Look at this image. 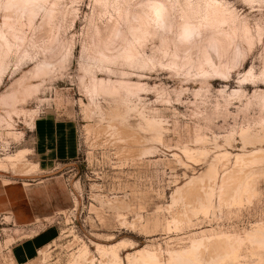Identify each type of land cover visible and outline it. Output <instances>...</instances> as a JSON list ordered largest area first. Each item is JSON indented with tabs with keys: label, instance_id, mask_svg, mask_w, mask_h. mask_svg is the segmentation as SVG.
Wrapping results in <instances>:
<instances>
[{
	"label": "rangeland",
	"instance_id": "rangeland-1",
	"mask_svg": "<svg viewBox=\"0 0 264 264\" xmlns=\"http://www.w3.org/2000/svg\"><path fill=\"white\" fill-rule=\"evenodd\" d=\"M224 1L253 38L232 36L223 74L158 64L96 73L145 84L133 99L90 96L84 67L113 22L94 0H59L51 28L42 9L32 26L24 20L23 44L0 51V188L18 211L27 191L31 217L0 213V264H147L151 254L189 264L178 252L195 244L203 264L233 246L241 263L264 264V0ZM44 62L52 65L35 73ZM46 109L75 119L79 152L43 172L28 131Z\"/></svg>",
	"mask_w": 264,
	"mask_h": 264
},
{
	"label": "bare ground",
	"instance_id": "bare-ground-1",
	"mask_svg": "<svg viewBox=\"0 0 264 264\" xmlns=\"http://www.w3.org/2000/svg\"><path fill=\"white\" fill-rule=\"evenodd\" d=\"M58 1L53 0L50 7L45 8L47 0H0L3 7L0 51H2L3 57L12 52L13 46L19 47L23 44V42L19 43L22 27L32 24V21L36 20L34 19L35 15L41 9L45 12L46 20H44L47 21L45 23L47 28L49 26L51 28L57 15L56 10L58 9L54 7L57 6ZM227 3L224 0H94L98 12L103 15L108 14L109 18H113V22L108 30V35L106 34L107 37L104 35L106 37L104 40L102 37L104 33H101L103 43L101 41L97 51L95 50L96 52L84 67L85 73H88L91 79L90 96L122 94L125 98L131 96L139 98L138 92L144 91L145 84L126 78L113 81V79L99 78L96 75L97 72H108V74L115 72L112 69V66L115 67V65L125 66L126 70L128 67L136 70H151L158 64L173 70L176 74L183 73L187 77L192 72L193 76L200 77H209L212 73L222 75L220 60L225 56L228 45H231L232 36L240 31L244 40L250 42L253 38L248 25L243 21H238L235 11L230 9L229 3L228 5ZM24 20H26V24L23 23ZM40 20L42 22V19ZM8 33L15 38L14 42L8 39ZM96 35H98L97 32ZM92 44L94 43L92 42ZM147 49H149V53ZM66 55H63L62 58ZM2 61L0 59V64ZM50 62H47L49 67L52 65ZM47 63L35 66V73L36 71L45 72ZM133 74L132 76H135ZM261 105L264 106V97H262ZM148 123L152 129L159 130L161 128L160 122L155 120H150ZM244 134L246 135V133ZM244 134L243 137H246ZM16 156L19 157V155ZM10 159L12 158L10 157ZM258 160L259 158L252 157L248 164ZM260 235L264 239V230ZM197 245L199 244L192 245V248L186 252H178L180 253L179 257L184 255L189 264H203L193 252ZM257 245H263V243ZM146 263L162 264L153 254L146 257ZM237 263L248 264L240 262L238 246H233L228 253L210 262V264ZM114 264L120 263L114 262ZM178 264L182 263L178 262Z\"/></svg>",
	"mask_w": 264,
	"mask_h": 264
},
{
	"label": "crops",
	"instance_id": "crops-1",
	"mask_svg": "<svg viewBox=\"0 0 264 264\" xmlns=\"http://www.w3.org/2000/svg\"><path fill=\"white\" fill-rule=\"evenodd\" d=\"M28 135L33 158L43 172L50 171L56 163L71 161L78 155L77 122L74 118L59 114L56 109L39 112L33 120V127L29 129ZM28 196L27 191H24L23 199H19L24 210H14L15 198L7 187L2 186V189L0 188V213L13 211L18 219L27 221L30 212ZM29 214L31 217V213Z\"/></svg>",
	"mask_w": 264,
	"mask_h": 264
}]
</instances>
